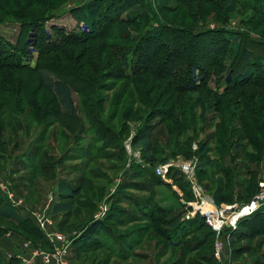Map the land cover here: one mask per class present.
I'll use <instances>...</instances> for the list:
<instances>
[{
  "label": "rangeland",
  "instance_id": "obj_1",
  "mask_svg": "<svg viewBox=\"0 0 264 264\" xmlns=\"http://www.w3.org/2000/svg\"><path fill=\"white\" fill-rule=\"evenodd\" d=\"M84 1L0 0V50L22 61L31 54L33 65L37 35L26 27L29 21L37 20L41 34H52L51 26L83 34L87 23L76 21L70 12ZM140 1L143 9L153 11L147 26L158 22L166 28L161 42L138 46L140 39L93 40L42 58L38 70H50L62 79L60 69L72 82L79 80L77 87H84L86 94L76 98L78 120L60 114L54 97L41 88L38 71L0 68V202L30 220L28 227H20L0 218V253L7 259L20 255L16 245H29V254L36 248L44 252L59 248L68 264H217L212 259L214 240L187 217L189 210L199 207V201L213 206L214 212L241 208L259 190L264 192V1L233 0L235 13L225 17L215 10L232 0H202L197 3L199 24L191 4L183 0ZM43 15L47 16L42 23L19 19ZM122 30L123 37L129 33L142 38L136 35L138 30ZM226 37L244 41L241 50L249 52L252 63L245 62L241 52L235 57L234 45L222 39ZM107 42L122 51L128 69H121ZM163 60L171 65L172 84L163 78L166 67L156 79L128 76L146 66L157 71ZM249 67L253 83L241 86L235 77ZM81 77L88 80L81 83ZM176 87L187 92H175ZM90 112L106 131L104 142L87 118ZM143 125L156 128L152 161L131 147ZM164 160L171 166L193 163L200 197L191 193L193 185L185 177L156 178L155 168L165 165ZM61 182L76 189L71 197L59 195ZM217 186L225 200L220 207L212 199ZM59 203H67L70 212L54 215ZM103 213L106 232L94 237L97 244L92 248H81L78 238L104 220H99ZM177 216L182 224L173 230L169 220ZM37 217L47 222L48 234H58L63 242L52 245L36 226ZM260 219L251 222L257 232L249 228V220L239 227L251 238L231 239L225 232V264H264ZM35 226L41 233L32 230ZM36 260L44 264L38 257L32 264Z\"/></svg>",
  "mask_w": 264,
  "mask_h": 264
},
{
  "label": "trees",
  "instance_id": "obj_2",
  "mask_svg": "<svg viewBox=\"0 0 264 264\" xmlns=\"http://www.w3.org/2000/svg\"><path fill=\"white\" fill-rule=\"evenodd\" d=\"M202 0H183L182 2H187L191 4L192 8V17L195 20V23H200V11L197 6V3H199ZM264 1V0H263ZM84 5L81 7H76L73 10H71L70 15L78 22H84L87 23L86 25V31L83 32V34H77L76 32H67L64 28H56L55 26H51V33L52 34H45L44 32L36 31L37 27L35 24L37 23V20L35 22L29 21L31 18L34 19H41V22L44 20L43 18L46 17L38 16L37 18L32 16H23L19 17V19H23L25 21H29L28 25L26 27L28 29H33L37 35L35 42H34V52H36V59L33 65H31V54L30 57L26 61H22L18 55H6V52H3L0 50V68L2 69H8L13 71H27L31 73H36L38 71L39 74V80L40 85L43 90L50 93L56 102L57 109L59 110L60 114L64 116L65 118L69 120H78L80 119L79 115V107H78V101L77 96L80 94H86L83 88H79L76 86L75 81L72 82V77L68 76L64 73V71H61L60 69L58 72L62 75V79L56 75H53L50 70H38L40 67V62L42 61V58L49 56L53 53H58L62 49H66L69 47H75V46H81L85 45L87 42H91L93 40H112V41H127L130 42L139 40L138 46L141 44H152L161 42L163 40V37L165 36L166 28L162 25H159L158 22H155L154 25H148L149 19L153 15V11L150 9H143L141 7V1L140 0H87L84 1ZM122 5H127V9L122 7ZM235 1H231L229 3H222L219 9H216L215 11H220L225 17H231L235 13ZM121 13H125V15H121ZM59 14V13H58ZM26 17V18H25ZM156 17V16H154ZM25 18V19H24ZM33 19V20H34ZM47 19V18H46ZM158 20V19H157ZM154 21V20H153ZM123 27H127L128 29H135L140 31L138 36L142 35V38H132L129 33L126 36L129 37H123ZM126 30V29H125ZM128 32V30H126ZM125 34V33H124ZM38 35H41L40 38H38ZM197 37V35H194ZM130 38V39H129ZM224 43L226 45H234L235 50V57L238 56L241 52L242 59L247 63L251 62V57L249 52L246 49H242V45H244V41H238V38H222ZM210 41V40H209ZM178 42V41H177ZM109 49L111 51H115L117 53V58L120 62L121 69H128L127 60L125 59L123 53L121 50H119L116 46L112 44H108ZM189 46L192 45V38H190ZM116 47V48H112ZM145 50V49H144ZM144 50L138 53V61L142 58L144 54ZM145 60H147L144 57ZM14 61V62H13ZM149 62L148 64H150ZM169 63V62H168ZM167 63V60H163L162 65L160 66L161 70H147L148 67L146 66L144 69L139 68L138 71H136L135 74H129L131 78L134 77H142L144 75H148L149 77H152L154 79L159 77V74L161 73L162 69L165 67L167 68L168 73L163 76L164 79H167L169 82L174 83L172 79H175V76L172 74L171 65ZM147 64V65H148ZM253 67V64L252 66ZM249 67L242 75H238L235 77V82L239 83L241 86H245L247 84H252L253 82V69ZM224 67L222 68V71H224ZM65 79V80H64ZM76 79V78H74ZM81 83H85L86 80H88L86 77H81ZM86 79V80H85ZM71 82H68V81ZM179 82V79L176 81L175 84ZM200 86L195 88L192 91L199 90ZM175 92H184L186 90H179V88H174ZM191 91V90H190ZM187 92V91H186ZM95 117L97 118V115L93 113H89L87 115L88 120L91 123L96 124L98 127L92 125L100 137V141L104 142L105 139V130H103L102 127H99L97 121L95 120ZM100 121V120H99ZM100 123V122H99ZM102 126V122L100 123ZM155 127L153 125H143L142 128L139 130L138 135L136 136L135 140H132L131 147H133V150L138 151L140 153V156L144 157L143 159H147L148 161H152L154 149L152 147V134L155 131ZM123 142H121V147H123ZM105 145V144H104ZM138 146V148H136ZM123 149V148H122ZM124 151V149H123ZM200 153L203 155L205 153L204 147H201ZM163 164H166V161H163ZM200 164V163H199ZM201 165V164H200ZM203 165V164H202ZM201 165V166H202ZM204 166V165H203ZM202 170V169H201ZM204 171V170H203ZM155 174V172H154ZM156 176V174H155ZM167 176L171 180H177L179 178H183L184 176L180 173L178 169H170L167 172ZM157 179H161L160 177L156 176ZM74 188L67 185L66 182H61L59 184V195L63 198H69L71 197V194L74 192ZM254 191V190H253ZM192 193V191H191ZM122 194V192L120 193ZM123 195V194H122ZM213 203L216 207H220L225 203L222 190L220 186L216 187V190L212 196ZM182 206H184L182 204ZM70 212V206L67 203H59L56 204L53 208V214H65ZM261 217V219H260ZM0 218L10 222L16 226L25 227L29 223V219H25L21 217L17 210L12 207L10 204L5 202H0ZM260 219V222H262V225H264V209L259 208L256 212H254L252 215L248 217H244L240 219L237 223V227L234 231L229 230L227 233L229 234V238L233 239L237 235H245L246 237L251 238L252 234L249 236L247 232L243 231V228L241 227V224L247 223L249 228L254 230V232L258 231V228L251 224L256 219ZM107 219V216L104 220L100 222L93 223L88 232H83L81 236L78 238V242L82 244L80 246L83 249L92 248L94 244H97V240H94V237H98L99 233L106 232V226L104 225V221ZM193 220L195 221V224H197L200 227H204L209 231V235L211 236L212 240H214V233L210 230V228L205 224L204 219L196 214L193 217ZM191 220V221H193ZM181 221V216H177L175 218H171L169 220L170 225H168L170 228H173V230H176L177 227H179ZM190 221V220H188ZM240 229L241 231L236 233L237 229ZM33 231L38 230L40 233L41 231L35 226V229H32ZM261 233V232H258ZM257 233V234H258ZM43 236V235H42ZM45 237V236H44ZM202 240L205 239V236H202ZM95 241V242H94ZM44 246L50 250V244L46 239L43 240ZM33 247H37L36 244L33 245ZM89 249V248H88ZM18 250V249H17ZM20 251V250H18ZM21 252H19L20 254ZM17 254L14 253L11 255V257L6 258V255L0 253V264H19L20 260L17 258ZM213 262L216 263V261L213 258ZM264 263V262H263Z\"/></svg>",
  "mask_w": 264,
  "mask_h": 264
},
{
  "label": "built area",
  "instance_id": "obj_3",
  "mask_svg": "<svg viewBox=\"0 0 264 264\" xmlns=\"http://www.w3.org/2000/svg\"><path fill=\"white\" fill-rule=\"evenodd\" d=\"M171 167H176L180 171V173L193 185L191 188L192 193H194L195 197H200L199 192H197L195 188V177H194V167L192 162H182L174 165H160L155 168V173L158 177L166 179L167 172L171 169ZM264 202V192L259 190L256 196L252 199V201L241 208H237L233 206L229 208V210H220L217 212L213 211V206L210 204L204 203L203 201H199V207H192V211L188 212L187 217L192 218L196 214H200L205 221V224L211 229L214 233V246H213V258L217 264H225L224 261V241H225V232L229 230H235L237 227V223L240 219L244 217H248L256 212L260 207L261 203ZM201 203V204H200ZM209 207V208H208ZM210 209H212L210 211ZM215 209V208H214ZM206 214V216H205ZM105 214H101L99 216V220L103 219ZM36 226L46 235L48 241L54 245L57 242H63V238L58 234H48L47 230V222L40 217L36 218ZM29 245L20 246V255L17 258L20 260L19 264H32L34 258H41L44 264H68V262L63 258L65 251L54 247V251L44 252L43 250L36 249L32 254L26 252ZM227 264V263H226Z\"/></svg>",
  "mask_w": 264,
  "mask_h": 264
},
{
  "label": "crops",
  "instance_id": "obj_4",
  "mask_svg": "<svg viewBox=\"0 0 264 264\" xmlns=\"http://www.w3.org/2000/svg\"><path fill=\"white\" fill-rule=\"evenodd\" d=\"M20 246H21V245H18V246L16 245L15 248L18 249V250H20V248H19ZM1 249H2V246L0 245V250H1ZM36 249H37V248H36ZM35 264H42V262H40V260H36Z\"/></svg>",
  "mask_w": 264,
  "mask_h": 264
},
{
  "label": "bare ground",
  "instance_id": "obj_5",
  "mask_svg": "<svg viewBox=\"0 0 264 264\" xmlns=\"http://www.w3.org/2000/svg\"><path fill=\"white\" fill-rule=\"evenodd\" d=\"M211 211V210H210Z\"/></svg>",
  "mask_w": 264,
  "mask_h": 264
},
{
  "label": "water",
  "instance_id": "obj_6",
  "mask_svg": "<svg viewBox=\"0 0 264 264\" xmlns=\"http://www.w3.org/2000/svg\"><path fill=\"white\" fill-rule=\"evenodd\" d=\"M206 216V215H205Z\"/></svg>",
  "mask_w": 264,
  "mask_h": 264
}]
</instances>
